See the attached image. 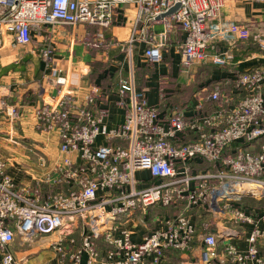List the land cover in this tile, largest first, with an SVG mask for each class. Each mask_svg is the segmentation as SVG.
Instances as JSON below:
<instances>
[{
    "label": "built area",
    "instance_id": "built-area-1",
    "mask_svg": "<svg viewBox=\"0 0 264 264\" xmlns=\"http://www.w3.org/2000/svg\"><path fill=\"white\" fill-rule=\"evenodd\" d=\"M244 1L261 3L264 11V0ZM226 4L227 0H0V41L13 39L26 47L33 32L44 25L89 24L100 29L94 45L104 47V31L114 24L118 8L132 5L136 11L130 36L114 42L125 48L130 63L136 40L146 43L143 56L154 64L162 61L169 35L181 30L185 37L179 48L185 67L197 63L228 67L235 62L237 39H248L251 32L231 19L220 20ZM157 23L161 29L154 28ZM254 40L264 51V34ZM222 41L225 49L219 48ZM41 54L46 71L61 86V95L37 104L34 117L42 131L57 133L59 150L67 156L36 185L19 189L8 173L10 159L0 152V264H23L11 249L17 237L27 243L55 232L60 237L51 245L54 264H109L98 250L93 229L86 231L84 224L78 246L65 229L80 220L130 217L155 205L180 209L164 221L165 228L152 230L139 242L131 239L127 229L121 237L113 230L105 232L111 245L107 259L123 254L118 264H159L166 249L191 251L198 237L192 212L198 209L209 215L213 225L199 237L204 244L203 264H264L258 245L264 239L260 227L264 208L251 209L241 196L226 195L241 183L264 190V142L258 151L253 146L264 137V66L237 75L232 93L239 99L234 105L230 103L236 96L216 87L207 95L211 109L200 94L193 113L187 114L176 107L163 113L160 106L150 104L146 90L137 86L132 63L118 87L125 120L109 128L108 110L98 107L97 89L79 99L65 87L66 77L57 76L60 71L52 65L51 50L43 49ZM9 107L0 98V114L16 115V109ZM100 137L105 143H98ZM238 142L248 145L234 146ZM74 154L78 161L73 160ZM144 170L153 180L141 185L137 174ZM43 184L58 189L43 195ZM245 224L253 226L246 249L224 241L245 236L237 228Z\"/></svg>",
    "mask_w": 264,
    "mask_h": 264
},
{
    "label": "crops",
    "instance_id": "crops-1",
    "mask_svg": "<svg viewBox=\"0 0 264 264\" xmlns=\"http://www.w3.org/2000/svg\"><path fill=\"white\" fill-rule=\"evenodd\" d=\"M135 11L132 5H122L118 8L114 24L104 31V47L94 45L100 29L89 24H78L74 27L44 25L37 32H33V40L26 47L15 44L13 39L5 44L0 41V98L9 103L10 111L15 108L17 112L13 117H8L6 113L0 114V152L10 159L8 173L19 189L36 185V182L46 175L52 174L55 164L67 156L59 150L57 133L42 131L34 117L33 108L37 104L57 100L61 95V86H58L55 77L46 71L41 54L43 49L51 50L52 65L60 71L57 76L66 77L65 87L75 92L79 99L97 89L98 107L108 110L105 121L109 128L117 127L125 120V109L119 104L118 87L121 75H128L132 63L135 67L137 86L146 90L150 104L160 106L163 113H168L171 108L176 107L183 108L187 114L193 113L198 95L204 97L205 107L211 109L207 95L213 89L220 87L229 93L236 92L233 82L240 72L253 66H264V54L256 48L259 46L254 40L257 35L264 34V11L261 3L227 0L220 20L231 19L245 25L251 32L248 39H237L235 62L228 67L211 63H197L185 67L179 48L185 37L181 30L169 35L167 45L163 48L162 61L154 64L147 62L143 56L146 43L136 40L133 60L130 63L125 48L114 42L129 38ZM154 28L161 29L162 25L157 23ZM226 45L222 41L219 48L225 49ZM238 99L239 96H236L230 106ZM98 143H105L103 137L98 139ZM72 158L74 161L79 160L75 154ZM137 176L141 185L149 184L153 180L146 170L139 171ZM57 189L54 185L43 184L42 194L47 195ZM260 191L262 189L249 193L255 196V193L259 194ZM245 195L241 198L243 197L244 203L248 202L246 204L249 208L258 211L264 208V199L260 197L263 193L257 197ZM179 209L180 207L155 205L146 211L136 210L130 217L117 216L116 220L110 217L80 220L71 229H65V232L68 233L67 236L75 239L78 246L81 244L85 224L86 231L92 232L93 229L96 232L95 242L102 258L109 260V264H118L123 261L124 256L119 254L107 259L106 251L111 245L105 240V232L113 230L117 237H121V231L127 229L131 239L139 242L152 230L165 228L164 221L175 216ZM192 213L198 234L194 248L191 251L166 249L159 264H203L200 254L204 244L199 237L213 225L208 214L198 209H193ZM260 227L264 230V221H260ZM237 228L245 231V236L227 237L224 241L246 249L247 235L253 230V226L245 224ZM59 237L60 233L55 232L30 239L27 243L17 237L11 249L17 258L23 259V264H54L56 254L51 245L53 240ZM258 245L264 255V239H260ZM221 247L220 243L219 248ZM36 255L43 257V260H34ZM83 264H86L85 261Z\"/></svg>",
    "mask_w": 264,
    "mask_h": 264
},
{
    "label": "bare ground",
    "instance_id": "bare-ground-1",
    "mask_svg": "<svg viewBox=\"0 0 264 264\" xmlns=\"http://www.w3.org/2000/svg\"><path fill=\"white\" fill-rule=\"evenodd\" d=\"M256 189H261V188L258 185L253 184V183H241V184H238L237 186H233L229 188L226 192V195L229 197L242 196ZM261 192L262 191H260V193Z\"/></svg>",
    "mask_w": 264,
    "mask_h": 264
},
{
    "label": "rangeland",
    "instance_id": "rangeland-1",
    "mask_svg": "<svg viewBox=\"0 0 264 264\" xmlns=\"http://www.w3.org/2000/svg\"><path fill=\"white\" fill-rule=\"evenodd\" d=\"M133 21H134V18H133V20H132V25H133ZM254 46V45H253ZM259 51L261 52V53H263L264 54V51H262L260 48H259ZM264 142V137L263 138H261V140H259V143H255L253 146H254V149L255 150H260L261 149V144ZM264 194V190L262 189V192L261 193H259V194H257V193H255L256 195V197L257 196H260V194ZM247 195H245V196H253V195H250V193L248 194V193H246ZM255 196H253V197H255ZM260 197H262L263 199H264V195L263 196H260ZM241 199H243V197L241 198ZM247 202V201H246ZM248 203V202H247ZM195 214H197V213H195ZM199 214V213H198ZM209 217V216H208ZM34 260L35 259H37L38 261H41V260H43V257H41L40 255H36L34 258H33Z\"/></svg>",
    "mask_w": 264,
    "mask_h": 264
},
{
    "label": "water",
    "instance_id": "water-1",
    "mask_svg": "<svg viewBox=\"0 0 264 264\" xmlns=\"http://www.w3.org/2000/svg\"><path fill=\"white\" fill-rule=\"evenodd\" d=\"M178 7H179V5H177V6L173 7V8H171L166 14H171V13L174 12ZM166 14H164V15H166ZM164 15H162V16H164Z\"/></svg>",
    "mask_w": 264,
    "mask_h": 264
},
{
    "label": "trees",
    "instance_id": "trees-1",
    "mask_svg": "<svg viewBox=\"0 0 264 264\" xmlns=\"http://www.w3.org/2000/svg\"><path fill=\"white\" fill-rule=\"evenodd\" d=\"M253 42H254V40H253ZM251 44H253L252 42H251ZM257 45V44H256ZM256 47V46H255ZM257 49H259L258 47H256ZM212 64V63H211ZM239 144L240 145H248V143H245V142H238V143H236L234 146H239Z\"/></svg>",
    "mask_w": 264,
    "mask_h": 264
}]
</instances>
